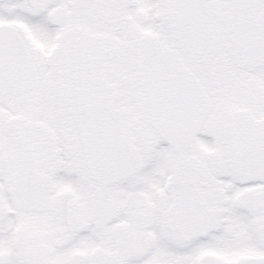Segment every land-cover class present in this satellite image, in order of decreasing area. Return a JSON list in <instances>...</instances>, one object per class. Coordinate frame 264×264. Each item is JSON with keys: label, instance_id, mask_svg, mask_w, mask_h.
<instances>
[{"label": "snow or ice", "instance_id": "snow-or-ice-1", "mask_svg": "<svg viewBox=\"0 0 264 264\" xmlns=\"http://www.w3.org/2000/svg\"><path fill=\"white\" fill-rule=\"evenodd\" d=\"M0 264H264V0H0Z\"/></svg>", "mask_w": 264, "mask_h": 264}]
</instances>
